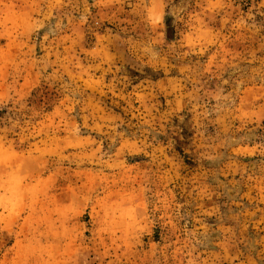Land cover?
<instances>
[{
    "label": "rangeland",
    "instance_id": "obj_1",
    "mask_svg": "<svg viewBox=\"0 0 264 264\" xmlns=\"http://www.w3.org/2000/svg\"><path fill=\"white\" fill-rule=\"evenodd\" d=\"M0 264H264V0H0Z\"/></svg>",
    "mask_w": 264,
    "mask_h": 264
}]
</instances>
